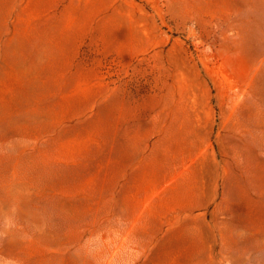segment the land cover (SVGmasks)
<instances>
[{
  "label": "rangeland",
  "instance_id": "obj_1",
  "mask_svg": "<svg viewBox=\"0 0 264 264\" xmlns=\"http://www.w3.org/2000/svg\"><path fill=\"white\" fill-rule=\"evenodd\" d=\"M0 264H264V0H0Z\"/></svg>",
  "mask_w": 264,
  "mask_h": 264
}]
</instances>
